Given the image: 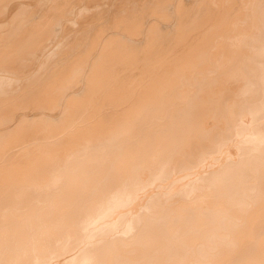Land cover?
<instances>
[{
    "label": "bare ground",
    "instance_id": "obj_1",
    "mask_svg": "<svg viewBox=\"0 0 264 264\" xmlns=\"http://www.w3.org/2000/svg\"><path fill=\"white\" fill-rule=\"evenodd\" d=\"M0 264H264V0H0Z\"/></svg>",
    "mask_w": 264,
    "mask_h": 264
},
{
    "label": "rangeland",
    "instance_id": "obj_2",
    "mask_svg": "<svg viewBox=\"0 0 264 264\" xmlns=\"http://www.w3.org/2000/svg\"><path fill=\"white\" fill-rule=\"evenodd\" d=\"M34 62H35V64L33 63V64H34L33 66L35 67V66H36V64H37V59H36V60H34Z\"/></svg>",
    "mask_w": 264,
    "mask_h": 264
}]
</instances>
